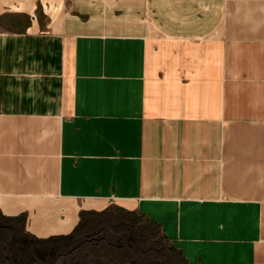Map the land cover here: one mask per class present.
Returning a JSON list of instances; mask_svg holds the SVG:
<instances>
[{"label":"crops","instance_id":"0c3cea01","mask_svg":"<svg viewBox=\"0 0 264 264\" xmlns=\"http://www.w3.org/2000/svg\"><path fill=\"white\" fill-rule=\"evenodd\" d=\"M0 199L133 207L185 264H264V0H0Z\"/></svg>","mask_w":264,"mask_h":264},{"label":"rangeland","instance_id":"374dc122","mask_svg":"<svg viewBox=\"0 0 264 264\" xmlns=\"http://www.w3.org/2000/svg\"><path fill=\"white\" fill-rule=\"evenodd\" d=\"M115 13L123 18V11ZM103 14L101 18L111 22V12ZM104 21L101 22L103 27ZM104 31L138 33L142 29L115 26ZM0 264L185 262L158 228L137 211L128 207L106 206L99 210H82L80 221L72 233L50 238H40L27 231L24 214L16 217L0 214Z\"/></svg>","mask_w":264,"mask_h":264},{"label":"bare ground","instance_id":"6f19581e","mask_svg":"<svg viewBox=\"0 0 264 264\" xmlns=\"http://www.w3.org/2000/svg\"><path fill=\"white\" fill-rule=\"evenodd\" d=\"M104 207L106 206L0 199V214L11 217L26 215L27 231L40 238L68 235L77 227L82 210H99ZM128 208L135 210L133 207Z\"/></svg>","mask_w":264,"mask_h":264}]
</instances>
